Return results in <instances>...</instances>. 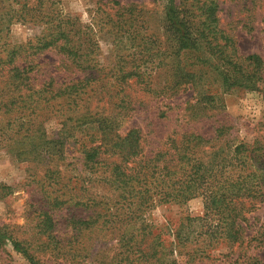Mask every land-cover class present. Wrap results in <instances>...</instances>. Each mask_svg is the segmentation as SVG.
Segmentation results:
<instances>
[{
    "label": "trees",
    "instance_id": "trees-1",
    "mask_svg": "<svg viewBox=\"0 0 264 264\" xmlns=\"http://www.w3.org/2000/svg\"><path fill=\"white\" fill-rule=\"evenodd\" d=\"M164 2L160 26L169 45L171 66L163 87L158 89L152 77L136 69H119L113 78L118 88L110 99L121 97L124 104L130 102L132 94L125 89L132 84L141 85L152 96L164 98L178 94L183 88H193L197 100L178 107L188 120L189 129L175 130L164 149L149 155L139 128L121 132L116 125L122 104H117L118 112H111L109 108L107 115L92 116L89 121L99 125L101 138L98 143L82 147L80 161L88 174H101V180L115 196H98L84 184L81 186L78 179L72 182L64 165L48 166L41 178L44 190L41 230L32 240L25 239V247L13 241L15 250L21 252L29 264H46L41 253L53 257L56 264H87L82 260L89 253L87 235L100 227L110 230L119 225L118 228H122L125 222L135 228L131 232L125 229L116 238L119 252L114 264L124 261L125 264L175 263V258L165 259L163 249L167 244L163 230L144 220L135 225L146 209L155 204L183 205L195 198H202L204 213L188 215L180 222L175 242L167 245L170 252H175L176 247L193 245L192 256L210 257L212 250L222 243L233 246L255 240L264 246V226L250 235L243 225L249 221L246 215L264 203V146L240 142L226 143L223 147L220 145L226 134L223 127L210 138L196 128L208 110L223 108L219 104L220 95L212 91L213 83H218L225 92L243 88L258 91L264 98V60L258 54L239 53L235 33L220 23L218 0ZM120 9V14L127 17L119 18L118 24L134 25L132 21L139 17L134 5L120 6ZM95 18L94 15L92 20ZM57 21L41 35L39 49L56 48L78 74L84 72V76L76 75L62 82L51 76L36 88L37 77L31 72L37 64L25 63L24 104L20 106L25 109V149L34 153L35 158L49 161L68 156L71 129L87 124L81 119H89L87 114L93 111L87 108L86 113H81L79 107H68L66 111L73 116L64 121V129L54 141L46 139L45 122L66 105L77 106L79 99L90 100L102 94L95 82L107 77L96 57L100 25L96 21L83 24L71 15L59 17ZM206 75L210 83L205 82ZM15 77H9L10 84L15 83ZM12 91L0 90V112L4 115L19 109L13 106L17 100L11 96ZM174 109L169 106L160 116L167 118ZM119 205L126 208L123 215L116 213L122 209ZM64 207L72 231L59 236L55 233L52 212Z\"/></svg>",
    "mask_w": 264,
    "mask_h": 264
},
{
    "label": "rangeland",
    "instance_id": "rangeland-1",
    "mask_svg": "<svg viewBox=\"0 0 264 264\" xmlns=\"http://www.w3.org/2000/svg\"><path fill=\"white\" fill-rule=\"evenodd\" d=\"M115 1L121 4L116 5ZM218 1L220 23L225 29H232L235 33L239 53L258 54L264 60V0ZM164 4V0H0V90L12 89L11 96L17 100L13 106L19 108L9 115L0 112V264H29L25 256L15 250L13 241H18L25 247V239L32 240V236L41 230L40 208L44 204L41 178L48 166L64 165L72 182L78 179L81 186L84 184L87 190L98 196H115L109 185L101 180L102 175L88 174L83 170L80 161L82 147L98 143L101 138L99 125L89 121L92 116L107 115L110 113L109 108L111 112L121 110L116 125L121 132L139 128L149 155L164 149L175 130L189 129V122L178 107H183L187 101L197 100L193 88H183L178 94L164 98L152 96L141 85L131 83L125 89V92L132 94L130 102L126 101L127 104H124L120 101L121 97L110 99L118 88L113 78L119 69H136L152 77V82L156 81L158 89L163 87L171 66L169 45L160 26ZM131 5H134L135 14L139 17L132 21L134 25L129 22L124 26L119 25L118 19L127 17L120 14V6ZM67 15L79 18L83 24L96 21L100 25L102 31L97 33L96 57L104 67L107 77L103 74L104 79L95 82V86H100L102 94L90 100L79 99L77 106L66 105L65 109H59L45 122L43 132L46 139L54 141L62 133L64 121L73 116L66 111L68 107H79L81 113H86L87 108L93 111L87 114L89 119H81V122L87 121V124L73 126L71 129L67 141L68 156L63 160L55 158L49 161L41 157L35 158L34 153L25 149V109H20L24 104L25 63L37 64L31 72V75L37 77L36 88L40 87L45 78L48 80L51 76L57 77L61 82L76 75L84 76V72L78 74V70L56 48L39 49L43 32L57 24L59 17L64 18ZM94 15L96 18L92 20ZM15 75V83L10 84L9 77ZM208 76L205 77L206 83L211 82L207 79ZM212 91L220 95L219 104L223 108L208 110L206 117L197 123V130L210 138L218 128L223 127L226 133L220 141L223 147L226 143L232 145L240 142L251 146H264L262 94L243 88L225 92L218 83H213ZM118 103L123 107L117 110ZM169 106L175 109L169 112L167 118L161 117V112ZM258 205L259 207L246 215L249 221L243 223L250 235L260 226H264V203ZM118 208L122 209L116 213L121 212L123 215L125 206L119 205ZM52 213L56 222L55 233L59 236L67 231L71 233L72 227H68L66 208H59ZM203 213L202 198L192 199L183 205L155 204L146 209L135 226L144 220L145 223L163 230L168 245L175 242V233L185 217L202 216ZM124 225L122 228H118V225L110 230L100 227L88 234L87 237L90 238L85 241L89 253L82 260L87 261V264H114L119 252L116 238L125 229L131 232L135 228L126 222ZM248 241L233 246L222 243L212 250L210 257L192 256L193 245L186 248L176 247L175 252H170L166 245L163 249L165 259L175 258L176 262L163 264H264V246L259 241ZM40 257L46 264H56L49 255L43 256L41 253Z\"/></svg>",
    "mask_w": 264,
    "mask_h": 264
}]
</instances>
